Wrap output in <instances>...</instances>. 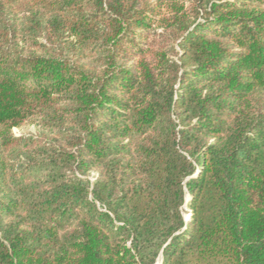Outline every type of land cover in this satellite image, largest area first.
Segmentation results:
<instances>
[{
    "label": "trees",
    "instance_id": "obj_1",
    "mask_svg": "<svg viewBox=\"0 0 264 264\" xmlns=\"http://www.w3.org/2000/svg\"><path fill=\"white\" fill-rule=\"evenodd\" d=\"M158 260L264 264V0H0V264Z\"/></svg>",
    "mask_w": 264,
    "mask_h": 264
},
{
    "label": "rangeland",
    "instance_id": "obj_2",
    "mask_svg": "<svg viewBox=\"0 0 264 264\" xmlns=\"http://www.w3.org/2000/svg\"><path fill=\"white\" fill-rule=\"evenodd\" d=\"M33 130H34V128L32 126H23L22 128H14L13 132L16 135H19L21 133H28V132H31ZM155 264H160L159 260Z\"/></svg>",
    "mask_w": 264,
    "mask_h": 264
}]
</instances>
